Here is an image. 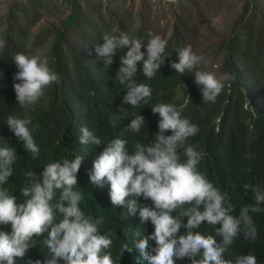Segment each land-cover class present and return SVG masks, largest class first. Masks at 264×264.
I'll return each mask as SVG.
<instances>
[{
	"label": "trees",
	"instance_id": "obj_1",
	"mask_svg": "<svg viewBox=\"0 0 264 264\" xmlns=\"http://www.w3.org/2000/svg\"><path fill=\"white\" fill-rule=\"evenodd\" d=\"M60 1L66 6V13L56 24L42 26L32 32L34 25L44 16L51 15L52 7ZM125 0H8L4 12L0 14V39L6 47L0 51V136L15 148L16 163L14 173L5 187L19 199L20 188L27 182L25 172H42L45 164L61 158L73 159L84 156L78 173L77 191L83 193L81 210L86 215L103 217L99 226L101 233H112L111 252L117 264H136L138 252H121L126 238L123 230H139L144 235L154 231L151 222L140 223L139 214L128 219L121 218L122 207H113L108 196V186L100 188L91 183L89 173L94 159L106 144L120 133L134 118L141 114L146 118L139 133L124 132L121 138L128 141L131 154L137 142L149 143L158 132L159 116L151 107L159 102L184 105L182 116L187 117L199 128L198 134L187 143L198 145L203 153L199 169L206 174L215 186L228 194V203L239 216L240 209L253 203V193L245 191V183L258 185L264 189V5L261 0H241V9L229 27L228 35L217 44L222 54V66L230 79L215 102H203L200 88L187 92L183 86L194 78L193 73L177 74L170 62L178 57L177 47L190 44L194 51L193 31L189 25L185 5L190 0H177L175 4L166 1L168 8L177 6L174 23L165 58L155 77L144 78L142 65L138 64L135 76L137 83L151 87L152 97L148 104L138 107L122 104L127 89L115 80L120 67V56L127 48L114 56L111 66L104 65L102 58L95 53V45L103 44L104 33L131 35L147 39L146 33H155L147 16L150 7L148 0H138L136 9ZM185 4V5H184ZM59 13V12H58ZM31 44L29 49L27 46ZM43 53L49 66L59 75V83L45 89V95L34 105L21 108L13 88V76L18 71L13 56L18 52ZM146 52V48H142ZM146 58V57H145ZM190 97V101H185ZM124 107L125 111L118 112ZM8 115L23 118L31 117L33 136L40 148V154L33 159L12 133L6 123ZM119 116L114 124L112 117ZM86 126L103 144H81L80 128ZM165 135H171L168 131ZM3 144V141H0ZM182 151V150H181ZM140 203L151 205V201L140 198ZM264 207V205H261ZM257 228V238L247 240L241 233L231 245L226 258L253 253L257 264H264V212L251 213ZM186 222V220H185ZM219 227V225H217ZM0 230L10 231L9 226ZM183 233V229L181 230ZM203 234L215 235V226L202 224L198 229ZM45 236L34 237V247L30 248L23 260H43L48 255L44 245ZM219 242L220 237H216ZM155 246L154 241H149ZM131 246V245H130ZM63 264V262H61ZM176 264H190V261L177 260Z\"/></svg>",
	"mask_w": 264,
	"mask_h": 264
},
{
	"label": "clouds",
	"instance_id": "obj_2",
	"mask_svg": "<svg viewBox=\"0 0 264 264\" xmlns=\"http://www.w3.org/2000/svg\"><path fill=\"white\" fill-rule=\"evenodd\" d=\"M175 4L177 0H167ZM147 39L128 32L104 33L103 44L95 45V53L104 65L111 66L118 52L120 67L115 80L127 89L122 104L138 107L148 104L152 89L137 83L135 76L138 64L142 65L144 78L152 79L165 58L168 41L152 31ZM6 41L0 39V51ZM31 48V44L27 46ZM146 48V52L142 51ZM178 62L170 67L181 76L191 72L199 86L203 102H215L230 79L227 74L199 70L208 60L193 51L190 44L174 49ZM146 57V58H145ZM13 61L18 69L14 74L13 88L21 108L36 104L45 89L59 83V75L49 66L48 58L41 52L15 53ZM185 104L190 101L187 96ZM184 105L159 102L151 107L159 116L158 132L149 143L137 142L131 154L128 141L121 138L124 132L139 133L146 118L137 114L117 136L94 159L89 173L92 184L108 186V196L113 207H122L121 218L128 219L138 212L140 223L151 222L154 231L144 235L139 230H123L126 240L121 245L122 253L138 252L136 264H176L177 260H189L190 264H257L256 256L248 254L226 258L235 239L242 233L247 240L257 238V228L251 213L264 212V189L245 183V191L253 193V203L240 209L239 216L228 203V194L222 192L199 169L203 153L198 145L187 141L198 134L199 128L182 116ZM125 111L124 107L118 112ZM119 116L110 118L114 124ZM6 123L23 148L36 159L40 154L31 117L8 115ZM170 131L171 135H165ZM81 144L100 146L102 140L86 126L80 128ZM0 226H9L10 231L0 230V264H17L29 249L34 247V237L45 236L44 245L48 255L43 260L27 259L25 264H117L111 246L112 233H101L99 226L103 217L93 218L81 210L83 193L76 190L78 173L84 156L73 159L61 158L43 166L37 174L25 172L27 182L20 188L19 199L5 187L13 176L17 153L10 143L0 136ZM182 150V151H181ZM140 198L151 205L140 203ZM186 220V222H185ZM215 226V235L203 234L198 229L202 224ZM219 225V227H217ZM183 229V233L182 230ZM216 237H220L219 242ZM149 241H154L152 246ZM131 245V246H130Z\"/></svg>",
	"mask_w": 264,
	"mask_h": 264
},
{
	"label": "rangeland",
	"instance_id": "obj_3",
	"mask_svg": "<svg viewBox=\"0 0 264 264\" xmlns=\"http://www.w3.org/2000/svg\"><path fill=\"white\" fill-rule=\"evenodd\" d=\"M95 1V0H91ZM167 0H148L150 7L147 10V16L152 23L156 34L164 39L170 34L174 23V13L177 12V6L168 8ZM264 5V0H261ZM8 0H0V14ZM189 25L193 31L194 52L207 58V64H201L199 70L215 72L217 76L227 74L222 64V54L217 50V44L228 35L229 27L241 9V0H190L186 2ZM125 5H131L132 8L138 7V0H125ZM64 3L57 1L52 7V14L42 17L33 27L32 32L42 26L56 24L57 21L66 13ZM59 12V13H58ZM191 88H199L193 80L183 86L186 92Z\"/></svg>",
	"mask_w": 264,
	"mask_h": 264
}]
</instances>
